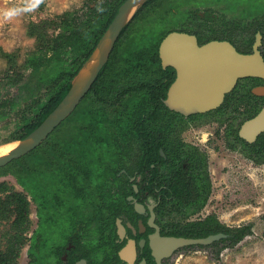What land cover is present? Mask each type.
Wrapping results in <instances>:
<instances>
[{"label": "flooded vegetation", "instance_id": "flooded-vegetation-1", "mask_svg": "<svg viewBox=\"0 0 264 264\" xmlns=\"http://www.w3.org/2000/svg\"><path fill=\"white\" fill-rule=\"evenodd\" d=\"M203 4L207 7L204 10ZM172 32L195 36L199 46L228 42L241 54H253L257 48L264 60V10H250L247 3L202 2L181 13L176 26L164 38ZM158 59L152 66L162 72L154 73L148 85L158 102L142 106L147 112H142L146 127L125 128L115 138L119 141L108 145L119 153L106 163L99 161L100 174L95 182L100 190L92 198L89 186L81 192L74 189L72 176L63 179L68 190L62 201L60 196H51L55 202L45 200L39 192L41 207L36 206L35 230L28 236L33 226L30 202L25 190L13 191L27 200L28 220L18 228L15 205L9 202V216L0 217V264H24L28 257L30 264H42L43 251L46 264H169L181 249L190 246L167 252L158 260L152 249L156 234L194 238L174 234V225L181 227L211 214L192 218L207 204L189 214L173 210L168 203L159 211L162 200L213 196L212 167L219 155L235 157L236 164L251 160L256 163L252 154L260 149L259 159L264 161V131L253 142L240 134L243 124L264 110V78H239L216 107L185 114L166 104L179 76L178 68L172 61L163 64L159 49ZM260 137L263 146H254ZM13 192H0L2 201ZM136 204L142 206L141 211ZM62 212L63 220L55 222L53 217L58 219Z\"/></svg>", "mask_w": 264, "mask_h": 264}, {"label": "trees", "instance_id": "trees-1", "mask_svg": "<svg viewBox=\"0 0 264 264\" xmlns=\"http://www.w3.org/2000/svg\"><path fill=\"white\" fill-rule=\"evenodd\" d=\"M161 1L149 0L138 11L134 21L124 28L108 63L76 110L37 148L5 167H0L1 175L10 173L14 166L20 167L13 173L18 183L26 188L36 182L37 171L39 174L46 173L37 169L40 158H44L48 165L52 166L49 176L52 179L74 174L71 170L76 166L86 171L89 168L98 170L99 161L106 158V154L109 157L112 148L108 145L119 141L115 138L125 128L146 127V117L142 116V112L146 110L142 106L147 107L149 102L157 103L158 100L148 89L151 78L144 79V76L148 72H162L161 68L155 69L152 64L159 62V45L167 32L159 40H153L145 49L140 48L141 45L138 44L131 47L123 42L126 33L133 28L140 29L137 25L147 26L161 15L155 10L160 8ZM124 2L125 0H88L81 8L66 10L53 18L41 21L42 24L33 22L29 26L28 34L36 38V46L21 68L15 69L13 54L2 52L8 58L9 68L0 80V86L16 85L18 94L0 101V122L6 120L14 111L19 112L16 114L15 128L3 144L28 136L56 108L69 91L72 79L88 60ZM151 32L154 39L156 35ZM140 37L142 43L146 41L143 34H140ZM28 69L31 70L30 74L26 73ZM147 117L149 118V114ZM257 145L263 146L261 137L254 146ZM144 152L147 153V150ZM29 157L32 159L31 164L23 165V160ZM100 157L102 158L99 159ZM252 157L257 159V163L264 162L260 160V149L255 151ZM8 189L5 183L0 184V192H8ZM6 198L2 201L0 197V217L9 216L12 206L9 202H13L17 215L15 225L19 228L28 220L29 204L19 192H13ZM208 199H164L159 211L168 203L173 206V210L179 209L189 214L202 210ZM174 227V234L186 237L202 238L211 234H226V238L208 246L189 247L215 248L216 259L220 258L223 249L235 247L253 234V224L229 226L222 223L216 214L181 227L176 224Z\"/></svg>", "mask_w": 264, "mask_h": 264}, {"label": "rangeland", "instance_id": "rangeland-1", "mask_svg": "<svg viewBox=\"0 0 264 264\" xmlns=\"http://www.w3.org/2000/svg\"><path fill=\"white\" fill-rule=\"evenodd\" d=\"M210 1L225 5L247 3L250 10H264V0H162L160 8L155 9L156 13L161 15H158L151 24L142 27L137 25L140 29L133 28V30L126 33L125 43L123 42V44H130L131 47L138 44L141 45L140 48L145 49L153 40H159L166 32L173 29L181 13L187 9L191 10L192 7L202 4V2ZM86 3H88V0H0V80L9 68L8 58L2 52L13 54L16 61V69L17 67H22V64L28 59L29 53L35 49L36 38L28 34L29 26L33 22L42 24L41 21L43 20L53 18L69 9L81 8ZM182 4L187 5L182 6ZM33 5L35 7L32 11H25L10 20H6L3 17V13L6 10L16 7L31 8ZM203 5L201 8L204 10L207 7L206 4ZM153 12L151 13L152 15H154ZM39 26L41 25L39 24ZM151 31L156 35L154 39H152ZM140 34L145 37L144 40L146 41H143V43L140 40ZM30 72L31 70H26V73L30 74ZM153 75L154 72H148V74H145L144 79H150ZM26 80L34 81V79L29 78H26ZM16 94H18V86H0V101L9 99ZM18 113V111H14L6 120L0 122V145L14 130L16 114L18 115ZM64 129L63 131H65ZM111 148L109 157L106 154V158L100 157L99 159L102 158L105 163L109 159H114L119 151L113 147ZM31 161L32 159L29 157L23 160L22 163L23 165H30ZM216 161L212 167L214 171L212 173L214 181L213 196L209 198L205 209L199 215H193L192 218H203L208 214H216L224 224L229 226L235 227L251 223L253 224V234L247 236L235 247L223 249L219 259H216L214 255L215 248L193 247L181 249L175 258L170 260L169 264H264V163H255L251 160L236 164L237 159L232 156H226V154L219 155ZM37 163V169L46 173L39 174L37 171L36 182L26 186V188H23L18 183L16 175L13 173L20 167L14 166L11 168L12 171L10 173L0 174V184L5 183L9 191H26L24 193L31 206L30 223L33 224L32 228L27 232L28 236L35 230L37 222L35 216L36 206L40 205L38 203L39 199H37L40 196L39 194L41 193L45 196V200L49 199L50 201H54L52 197L60 196L62 201L66 196L65 192L68 190L65 188L67 181L63 180L65 178L63 175L54 179L49 177L51 176L52 166H49L44 158H40ZM99 164L101 165V162ZM100 165L98 170L86 168V171L79 166H76L75 169L73 168L71 171L74 174L70 176H72L71 180H73L74 189L78 188L81 192L85 187L89 186L88 190L91 193L90 198H92L95 192L100 190V185L95 182L100 174ZM88 170L92 173H89ZM69 184L71 183L69 182ZM70 188L73 187L71 186ZM88 190L84 192L86 198ZM59 204L61 205V203ZM64 205L65 207L67 206L66 204ZM63 214L65 213L58 214V219L60 220L56 219L55 215L53 217L54 220H57L55 222H61L65 217ZM44 217L46 216L44 215ZM58 232L61 231L59 230ZM54 237L56 238V234H54ZM57 237L61 238V235H57ZM27 238L31 240L30 237ZM44 257L45 252L43 251V255L40 257L42 264L47 263V259L45 261ZM29 261L30 258L28 257L27 263L24 260L23 263L30 264Z\"/></svg>", "mask_w": 264, "mask_h": 264}, {"label": "water", "instance_id": "water-1", "mask_svg": "<svg viewBox=\"0 0 264 264\" xmlns=\"http://www.w3.org/2000/svg\"><path fill=\"white\" fill-rule=\"evenodd\" d=\"M148 1L125 0L88 60L72 79L65 97L35 130L25 138L14 141L18 144L13 150L0 156V167L33 151L75 111L108 63L122 31ZM159 51L162 63L172 61L179 71L166 104L185 114L216 107L239 78H264V60L257 48L253 54H241L228 42L214 41L199 46L195 36L172 32L162 40ZM263 131L264 110L246 121L240 134L253 142ZM136 208L141 211L142 206L136 204ZM226 237L224 233L202 238L162 237L157 233L152 241V249L159 260L161 255L174 249L191 245L206 246Z\"/></svg>", "mask_w": 264, "mask_h": 264}, {"label": "clouds", "instance_id": "clouds-1", "mask_svg": "<svg viewBox=\"0 0 264 264\" xmlns=\"http://www.w3.org/2000/svg\"><path fill=\"white\" fill-rule=\"evenodd\" d=\"M35 5H33L31 8H24V7H16L9 10L4 11L3 17L6 20H10L20 14H22L25 11H32L34 9ZM102 11V9H99Z\"/></svg>", "mask_w": 264, "mask_h": 264}, {"label": "bare ground", "instance_id": "bare-ground-1", "mask_svg": "<svg viewBox=\"0 0 264 264\" xmlns=\"http://www.w3.org/2000/svg\"><path fill=\"white\" fill-rule=\"evenodd\" d=\"M17 142L6 143L0 145V156L8 154L11 150H13L17 146Z\"/></svg>", "mask_w": 264, "mask_h": 264}]
</instances>
